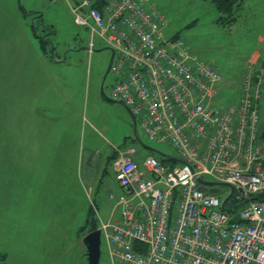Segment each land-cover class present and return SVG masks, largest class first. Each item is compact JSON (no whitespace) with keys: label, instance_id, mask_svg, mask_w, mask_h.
<instances>
[{"label":"rangeland","instance_id":"obj_1","mask_svg":"<svg viewBox=\"0 0 264 264\" xmlns=\"http://www.w3.org/2000/svg\"><path fill=\"white\" fill-rule=\"evenodd\" d=\"M79 1L0 0V264H87L82 238L119 219L116 151L132 146L139 160L151 155L163 164L176 157L170 145L150 142L128 110L111 101L112 74L100 91L110 51L94 37L89 55L90 33L75 24L70 9ZM242 2L227 22L211 0H149L163 18V37L179 38L217 69L224 83L218 100L225 103L238 99L252 52L264 66V0ZM259 105L257 145L264 155V82ZM26 112L51 125L39 138L29 130L32 152L39 153L29 164L22 156L30 151L18 139V123L32 120ZM216 189L221 198L229 190ZM104 242L99 264H112Z\"/></svg>","mask_w":264,"mask_h":264},{"label":"built area","instance_id":"obj_2","mask_svg":"<svg viewBox=\"0 0 264 264\" xmlns=\"http://www.w3.org/2000/svg\"><path fill=\"white\" fill-rule=\"evenodd\" d=\"M70 9L90 33L89 55L94 37L113 52L109 98L150 142L176 153L163 164L151 155L139 161L132 146L116 151L120 215L98 227L112 264H264V67L249 59L238 99L225 103L217 69L163 37L149 0H81ZM199 179L229 190L221 198V190H200Z\"/></svg>","mask_w":264,"mask_h":264},{"label":"crops","instance_id":"obj_3","mask_svg":"<svg viewBox=\"0 0 264 264\" xmlns=\"http://www.w3.org/2000/svg\"><path fill=\"white\" fill-rule=\"evenodd\" d=\"M91 1H93V0H91ZM251 57H252V60H253V58H255L254 60H256V62L258 64H260L259 52L258 51L252 52ZM260 65L263 66L262 64H260ZM63 102L64 103L66 102L65 96L63 97ZM59 106H63V105H59ZM32 109H34V108H32ZM52 110H54V109H52ZM25 116H26V118H29V119H32V120H31V122H29L30 120H22L21 119V122L18 123V128H19L18 139L22 140L23 141L22 144L26 145V150L28 152L30 151V153H27L26 155L22 156V158H24V160H26L27 164H29V160L31 162L37 161L35 158L36 157L38 158V156H39V153L33 154V152H32L33 151V140H34V137L32 136V140L29 139V136H28L29 130L34 131V129H35V134L34 135H36V137L39 138L40 133H41V132H39V130L41 128L43 130H46L45 128L46 127L48 128L51 125H50L49 121L45 120L44 118L40 119L39 116L37 117V115H33L32 113L29 116L28 112H26ZM45 121H47V122H45ZM42 133H45V131H42ZM37 147H38V144H37ZM37 151H39V148H38ZM55 158H56V154L53 155V159H55ZM137 159H138V156H137ZM141 160H139V161H141ZM34 165L35 164H33L32 167H34Z\"/></svg>","mask_w":264,"mask_h":264},{"label":"water","instance_id":"obj_4","mask_svg":"<svg viewBox=\"0 0 264 264\" xmlns=\"http://www.w3.org/2000/svg\"><path fill=\"white\" fill-rule=\"evenodd\" d=\"M110 51L112 54L113 53L112 50ZM108 71H109V67L107 68L103 76V79L101 81V84H100V91L102 93H103V83H104L105 76ZM134 125H135V122L133 120V126ZM150 151H153V150H150ZM214 185L216 184L213 182H206L201 179L198 180V188L203 191H208L209 193L215 194L217 190L215 188H205V186L212 187ZM100 244H101L100 231L97 229L89 232L82 238V245L86 251L87 264H99L100 254H101Z\"/></svg>","mask_w":264,"mask_h":264},{"label":"trees","instance_id":"obj_5","mask_svg":"<svg viewBox=\"0 0 264 264\" xmlns=\"http://www.w3.org/2000/svg\"><path fill=\"white\" fill-rule=\"evenodd\" d=\"M99 0H94L93 3L96 5ZM217 12L220 14V19L225 21H232L236 18V15L242 9V0H211ZM260 138L264 141V129L261 132ZM97 227H93L89 232L95 230ZM135 247V245H134ZM0 259L4 260L5 256L0 255Z\"/></svg>","mask_w":264,"mask_h":264},{"label":"flooded vegetation","instance_id":"obj_6","mask_svg":"<svg viewBox=\"0 0 264 264\" xmlns=\"http://www.w3.org/2000/svg\"><path fill=\"white\" fill-rule=\"evenodd\" d=\"M48 35H50V32H49V30L47 29V30H45L44 31V36L45 37H47ZM44 40H45V38H44ZM109 50V49H108ZM110 51V50H109ZM113 54V53H112ZM112 54H111V51H110V59H109V64H108V67H109V71L107 72V74H106V76H105V79L107 78V76H108V74H111V72H110V69H111V64H112V61H113V56H112ZM107 67V68H108ZM107 70V69H106ZM106 72V71H105ZM105 72H104V74H105ZM104 74L102 75V79H103V76H104ZM102 81V80H101ZM105 81V80H104Z\"/></svg>","mask_w":264,"mask_h":264}]
</instances>
